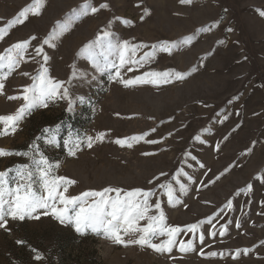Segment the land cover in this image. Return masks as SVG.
Masks as SVG:
<instances>
[{
  "label": "rangeland",
  "instance_id": "1",
  "mask_svg": "<svg viewBox=\"0 0 264 264\" xmlns=\"http://www.w3.org/2000/svg\"><path fill=\"white\" fill-rule=\"evenodd\" d=\"M34 2L0 0V28L9 29L0 39V55L17 42L37 38L3 81L0 116L15 115L24 106L22 99L8 97H22L42 67L51 79L64 82L73 103L71 111L68 100L35 107L14 132L0 136V148L31 152L0 157V172H8L6 186L14 187L17 170L27 165L39 188L33 159L43 154L59 165L55 175L76 181L69 187L71 196L107 187L153 191L150 203H161L169 225L201 223V228L195 237L187 232L178 237L177 243L191 240L193 251L182 253L177 246L161 254L146 245L116 244L90 230L81 235L73 224H61L39 209L33 213L38 219L6 217V227L0 228V264H264V0H42L39 15L9 28ZM88 3L108 8L92 13L83 7ZM104 32L113 44L147 45L138 49L137 60L154 45H170L142 66L126 65L123 80L170 69L185 78L126 87L113 78L114 68L98 71L82 54ZM37 47L42 48L39 56ZM43 55L49 58L46 63ZM7 72L0 68V77ZM99 133H106L103 141L96 140ZM141 135L144 139L132 147L114 142ZM53 136L55 145L48 143ZM74 145L79 147L71 156L68 148ZM165 182L175 189L180 201L175 206L159 188ZM181 184L186 193L179 191ZM248 185L250 191H241ZM228 202L230 209L225 208Z\"/></svg>",
  "mask_w": 264,
  "mask_h": 264
},
{
  "label": "snow or ice",
  "instance_id": "2",
  "mask_svg": "<svg viewBox=\"0 0 264 264\" xmlns=\"http://www.w3.org/2000/svg\"><path fill=\"white\" fill-rule=\"evenodd\" d=\"M41 2L42 0H35L31 8L23 9L19 13V16L10 22L9 28L15 24H22L30 14L39 15L40 13L36 9ZM190 2L191 0H181V3ZM83 7L95 13L100 9L108 8V5L102 3L97 8L94 4L88 3ZM260 14L264 16V11ZM125 23L129 22L125 21ZM8 30V28H0V39L3 38ZM109 37L110 33L104 32L96 41L86 45L82 49V54H86L87 58L91 60L93 67L98 71L103 72L109 68H114L116 71L113 78H119L120 82L126 87L133 85L137 81L166 84L173 80L185 78L183 73L170 69L163 72H147L143 77H137L135 80H123L121 69L126 65L142 66L155 57L157 50L168 51L170 45L167 42H163L159 46L154 45L152 46V52L146 53L141 59L137 60L135 58L136 52L140 47H147V45H132L128 41L113 44ZM35 39L37 38L32 36L29 40L17 42L6 49L3 55H0V68L6 67L8 69V72L3 77H0V94H3L5 87L4 79L24 60L31 40ZM48 43L49 41L46 39L44 44ZM105 44L106 48L103 46ZM97 45L101 46L99 51H97ZM41 54L42 48L37 47L35 55L39 56ZM113 54L116 56V60H109V56ZM48 59L47 55H43L44 63ZM131 70L130 68L129 71ZM47 71L46 68L42 67L41 73L32 77L35 83L31 87L23 89L24 95L22 97H8L10 100L20 98L25 101V104L18 109L15 115L0 116V125L4 126V130L0 131V136L14 132L26 114L35 107H47L49 101L57 99L68 100V110L71 111L73 101L69 98L68 88L64 86V82L51 79L47 75ZM76 78H78V73L74 69L73 79ZM79 99L83 102V97H79ZM44 131L49 132L50 130L45 129ZM152 131H155V129H152ZM105 135L106 133H99L96 140L103 141ZM143 139L144 136L141 135L128 137L123 140L117 139L114 142L121 147H132L134 142H139ZM196 139L199 140V136ZM87 142L88 147L91 148L93 138L89 137ZM148 142L156 143L157 141L152 140ZM48 143L55 145V136ZM65 143L66 145H70L71 141H66ZM78 147L79 145L70 146L68 154L75 156ZM33 151H38L35 144L33 145ZM10 155L31 156V152H11L0 148V157ZM144 155H149V153H144ZM191 158L193 160L196 159L194 156ZM33 164L35 166V173L39 175V188H35L34 173L29 170L27 165L21 166L17 170V179L15 180L14 187L6 186L8 184V172H0V228L6 227V217H11L13 220H24L25 217L38 219L39 216H33V213H37L39 209H45L47 211L44 214L52 215L61 224H65L66 222L73 224L75 231L81 235L86 234V230H90L97 235L103 234L106 239H110L116 244H123L124 246L138 244L142 247L146 245L161 254L165 252L170 253L177 246L182 253L194 250L191 240L187 243L183 240L177 243V240L181 232L192 233L195 237L201 228V223H193L185 228L169 225L161 203L158 200L154 204L150 203L152 197L156 195L155 192L144 191L143 189L124 191L120 188L107 187L101 191H85L80 195L71 196L68 194L69 187L74 185L76 181L55 175V169H58L59 165L50 164L43 154H40L39 160L33 159ZM200 166L203 167L202 164ZM181 174L187 175L183 172ZM163 175H166V173H161V176ZM159 178L156 177L157 180ZM159 188L165 190V194L168 197L167 202L170 206L180 203L178 197L174 195L175 189H173L170 183H161L159 184ZM250 190L251 185H248L247 189L241 191L247 192ZM179 191L186 193L187 188L181 184ZM113 193L115 195H112ZM61 205L63 207H60ZM231 207V202L225 205V208L230 209ZM141 221H146V224L141 225ZM223 234L221 232V235ZM212 235H215V233H212ZM124 237H130V239L125 240ZM161 237H167V239L161 241L159 244L153 243L154 240H158ZM198 238L201 243L204 242L203 234H200ZM18 243L23 242L18 241ZM201 254L203 255V253ZM239 254L237 252V256ZM211 255L214 256L216 253H212ZM36 259H41V256L37 254Z\"/></svg>",
  "mask_w": 264,
  "mask_h": 264
}]
</instances>
